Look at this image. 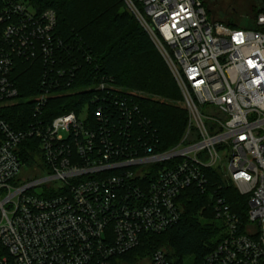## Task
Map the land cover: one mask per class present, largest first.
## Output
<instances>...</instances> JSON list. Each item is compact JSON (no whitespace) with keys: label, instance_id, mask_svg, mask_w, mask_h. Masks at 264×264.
Segmentation results:
<instances>
[{"label":"built area","instance_id":"1","mask_svg":"<svg viewBox=\"0 0 264 264\" xmlns=\"http://www.w3.org/2000/svg\"><path fill=\"white\" fill-rule=\"evenodd\" d=\"M122 1L177 81L185 132L161 150L137 103L104 78L83 91L93 103L105 92L106 118L98 105L91 121L83 104L47 121L45 108L71 95L77 71L62 60L57 15L0 0V264H131L125 256L144 235L180 223L184 194L208 193L209 170L248 210L243 218L212 194L217 243L200 264H264V0L249 27L209 18L203 0ZM24 64L40 75L27 97ZM20 102L30 119L4 117ZM27 153L42 164L30 166ZM132 264L174 263L158 249Z\"/></svg>","mask_w":264,"mask_h":264},{"label":"trees","instance_id":"2","mask_svg":"<svg viewBox=\"0 0 264 264\" xmlns=\"http://www.w3.org/2000/svg\"><path fill=\"white\" fill-rule=\"evenodd\" d=\"M31 3L38 11H55V36L66 47L62 60L69 67H77L70 86L71 95L54 98L48 103L45 108L47 121L77 110L83 104L89 105L91 121L98 105L106 118L108 102L105 92H97L98 101L93 103L90 101L93 94L83 89L101 78L112 79L123 94L132 97L143 117L155 129L161 150L180 142L187 126V112L170 103L181 101L180 91L155 44L122 0H31ZM204 6L210 13L205 3ZM257 13L256 7L253 16ZM219 21L239 26L230 17ZM20 71L18 84L21 96L27 97L32 94L28 86L37 84L40 75L30 69L29 64L22 65ZM133 92L146 95L137 96ZM29 107L27 103L20 102L5 107L2 112L14 123L24 122L30 119ZM25 147L26 152L28 149L34 152L35 146L26 143ZM34 156L27 155L30 166L34 163ZM208 178V193L202 194L195 189L183 195L184 213L178 225L159 235H144L139 247L125 256L126 259L134 263L158 249H166L167 257L174 264H186L188 259H192V264H200L217 243L218 228L212 219V194L219 192L232 210L243 218L248 210L247 198L239 195L232 186L222 184L214 170L208 171ZM203 217L210 220L209 223L202 224L200 219Z\"/></svg>","mask_w":264,"mask_h":264},{"label":"rangeland","instance_id":"3","mask_svg":"<svg viewBox=\"0 0 264 264\" xmlns=\"http://www.w3.org/2000/svg\"><path fill=\"white\" fill-rule=\"evenodd\" d=\"M123 2V1H122ZM203 2L207 5V7L210 10V13H208V17L213 18L215 20H224L226 18H231L234 20L235 23L239 24L240 27H249L251 26V19L254 14V10L257 6L260 5L261 0H203ZM124 4V2H123ZM125 8L127 9L126 5L124 4ZM128 10V9H127ZM134 17V16H133ZM135 18V17H134ZM136 20V18H135ZM137 21V20H136ZM138 22V21H137ZM176 85L177 81L173 74L171 73ZM178 87V85H177ZM179 89V87H178ZM180 91V90H179ZM134 95L137 96H145L146 94L143 92H133ZM181 94V92H180ZM173 105H177L182 107L187 112L188 117V110L184 104V99L181 94V101L178 102H170ZM36 163L42 164V161L39 156H35ZM205 211H203L204 213ZM204 216H207L206 214ZM210 220H207L206 218H201L200 222L202 224L209 223ZM167 252L166 249H163ZM141 256L142 255H138ZM188 261H192V259H188Z\"/></svg>","mask_w":264,"mask_h":264}]
</instances>
